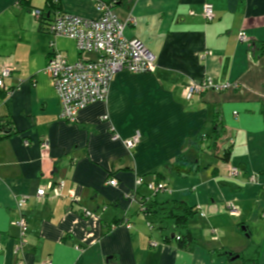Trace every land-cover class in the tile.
Segmentation results:
<instances>
[{"label": "crops", "instance_id": "obj_1", "mask_svg": "<svg viewBox=\"0 0 264 264\" xmlns=\"http://www.w3.org/2000/svg\"><path fill=\"white\" fill-rule=\"evenodd\" d=\"M206 3L214 6L210 23L202 17ZM60 6L77 17H99L94 0H60ZM33 9L45 18L37 21ZM113 13L122 21L136 17L125 35L156 56L157 69L118 73L108 99L69 123L59 118L45 68L54 52L78 61L76 42L47 31L53 18L47 0H0V68L15 70L6 80L11 95L0 90V264H243L224 253L239 255L251 245L264 264V52L256 59L250 52L264 43V0H122ZM240 32L248 44L238 41ZM205 78L241 88L189 101L187 85ZM137 135L140 143L129 150L125 141ZM201 135L209 149L200 150ZM226 149L229 163L221 160ZM183 153L200 170L172 176L165 167ZM230 166L240 169L232 179ZM139 177L144 185L137 188ZM114 178L116 187L108 184ZM59 181L61 197L38 196ZM150 184L166 187L153 195ZM169 200L197 210L189 221L191 250L166 243L144 212V203ZM22 216L29 233L17 255L21 230L14 223Z\"/></svg>", "mask_w": 264, "mask_h": 264}, {"label": "built area", "instance_id": "obj_2", "mask_svg": "<svg viewBox=\"0 0 264 264\" xmlns=\"http://www.w3.org/2000/svg\"><path fill=\"white\" fill-rule=\"evenodd\" d=\"M99 15L97 19H85L70 15L58 9L60 0H47L49 8L53 9V18L48 24L47 31L55 36H63L76 42L80 54L78 61L71 63L62 53L54 52L49 58L45 73L51 78L59 100V118L69 123H75L80 111L96 102H104L108 99L110 86L115 76L120 72L130 74H152L157 69L156 56L139 40L128 39L125 31L129 27L137 26V19L132 14L125 20L118 19L113 13V8L121 0H94ZM58 7V8H57ZM32 15L37 21L45 18V12L33 9ZM202 17L208 23L215 19L214 6L206 3L203 7ZM240 43L248 44L249 37L245 32L238 36ZM87 53H94L97 59L91 60L85 57ZM210 52L201 55L205 58ZM14 68L4 66L0 68V90L11 95L12 91L6 88V80L11 78ZM240 90L239 83L220 84L212 78H205L199 82H192L186 87V98L191 101L196 95H202L208 91L223 92L229 89ZM108 119V117H105ZM140 143V136L126 140L125 145L129 150L134 149ZM48 149V144H43ZM240 174L239 167L230 166L228 176L232 179ZM253 182L256 177H252ZM111 186H117V179L108 181ZM144 185L143 177H139L136 186ZM64 182H49L46 188L38 191L39 197L46 195L52 198L61 197ZM149 191L155 195L165 189V185H147ZM73 197V193L70 194ZM74 198V197H73ZM134 199V195L131 196ZM28 202V197H22L17 206L23 210ZM228 211L236 215L239 211L234 204H229ZM85 217L93 215L90 211H84ZM21 230L15 253L18 255L27 243L29 224L25 217H21L14 223ZM131 227V224H127ZM156 247L157 243H151ZM3 246L0 244V252ZM17 264H24L20 260ZM46 264H50L48 261Z\"/></svg>", "mask_w": 264, "mask_h": 264}, {"label": "trees", "instance_id": "obj_3", "mask_svg": "<svg viewBox=\"0 0 264 264\" xmlns=\"http://www.w3.org/2000/svg\"><path fill=\"white\" fill-rule=\"evenodd\" d=\"M58 9L61 10V6H59ZM49 11L51 13L53 9L49 8ZM250 52L252 57L256 59L264 52V43L257 45L253 44L250 48ZM3 130L6 133L8 129L5 127ZM217 130L218 127L215 129V132H217ZM219 139L220 138H217L213 144L214 150L218 149ZM199 141L201 145L200 150H206V147L209 149L211 146L205 143V141H209L207 135H201V137H199ZM230 156V149H226L221 160L229 163ZM165 168L172 176L188 177L198 172L200 170V165L198 162L190 161L183 153L179 155L172 164L167 165ZM144 207L145 214L156 219L159 231H161L163 239L166 243H176L178 248L186 251L192 249L196 241L190 231L189 221L197 213L195 208L188 206L186 203L175 200H169L164 203H144ZM115 225H118V223ZM219 254L223 253L220 252ZM224 254H227L229 259L239 256V259L243 264H259V247L255 245H251L245 252L239 255L231 253Z\"/></svg>", "mask_w": 264, "mask_h": 264}, {"label": "water", "instance_id": "obj_4", "mask_svg": "<svg viewBox=\"0 0 264 264\" xmlns=\"http://www.w3.org/2000/svg\"><path fill=\"white\" fill-rule=\"evenodd\" d=\"M237 259H239V256L234 257L233 259H231V261H235Z\"/></svg>", "mask_w": 264, "mask_h": 264}, {"label": "rangeland", "instance_id": "obj_5", "mask_svg": "<svg viewBox=\"0 0 264 264\" xmlns=\"http://www.w3.org/2000/svg\"><path fill=\"white\" fill-rule=\"evenodd\" d=\"M224 146H226V145H224ZM222 150H224V149H222Z\"/></svg>", "mask_w": 264, "mask_h": 264}]
</instances>
